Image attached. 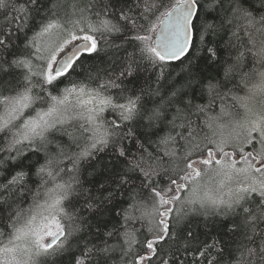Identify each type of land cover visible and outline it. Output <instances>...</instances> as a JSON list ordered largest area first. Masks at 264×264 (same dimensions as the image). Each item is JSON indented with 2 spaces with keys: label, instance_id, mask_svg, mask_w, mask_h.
I'll use <instances>...</instances> for the list:
<instances>
[{
  "label": "snow or ice",
  "instance_id": "snow-or-ice-1",
  "mask_svg": "<svg viewBox=\"0 0 264 264\" xmlns=\"http://www.w3.org/2000/svg\"><path fill=\"white\" fill-rule=\"evenodd\" d=\"M0 18V264H264V0Z\"/></svg>",
  "mask_w": 264,
  "mask_h": 264
},
{
  "label": "trees",
  "instance_id": "trees-1",
  "mask_svg": "<svg viewBox=\"0 0 264 264\" xmlns=\"http://www.w3.org/2000/svg\"><path fill=\"white\" fill-rule=\"evenodd\" d=\"M157 2H159V0H157ZM163 3H164V4H167V3H168V0H163ZM161 11H163V9H161ZM36 19L38 20L39 17H36ZM34 22H35V21H34ZM0 23H3V19H2V18H0ZM30 34H31V33H29V35H30ZM102 60H106V57H104L103 53H101L100 58L96 59V60L94 61V63H96V64H100ZM248 66L251 67V58H249ZM201 70H202L205 74H207V75H214V74H215V71H216V69H214V68H209V67H204V66L201 67ZM175 71H179V69L177 68ZM174 74H175V73H173V75H174ZM72 79H76V77L73 76ZM139 86H144V80H143V79L139 82ZM241 94H243V93H241ZM107 118H108V119H112L113 117H112V115L108 114V115H107ZM100 158H101L104 162H107L108 159L110 158V156H109L108 153H101V154H100ZM89 179H91V178H89ZM89 186H90V187H93V194H94V195H98V194H99V193L96 191V186H95L94 182H93L92 184H90ZM101 191H103V190H101ZM103 194L106 195L107 193H106V192H103ZM117 203H120L119 199L117 200ZM80 204H81V206H83L84 201L81 200V201H80ZM5 215H6V214H5ZM84 215H86V216L88 215L87 209H84ZM5 222H6V221H5ZM2 226H3V225H0V227H2ZM49 264H53V262H52V261H49ZM55 264H60V261H56ZM65 264H66V261H65Z\"/></svg>",
  "mask_w": 264,
  "mask_h": 264
}]
</instances>
